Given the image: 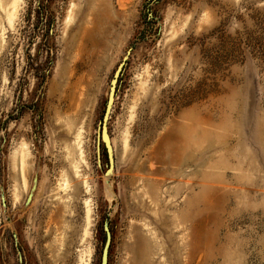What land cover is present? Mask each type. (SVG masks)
I'll use <instances>...</instances> for the list:
<instances>
[{"label":"rangeland","instance_id":"1","mask_svg":"<svg viewBox=\"0 0 264 264\" xmlns=\"http://www.w3.org/2000/svg\"><path fill=\"white\" fill-rule=\"evenodd\" d=\"M105 225V264H264V0H0V264Z\"/></svg>","mask_w":264,"mask_h":264},{"label":"water","instance_id":"2","mask_svg":"<svg viewBox=\"0 0 264 264\" xmlns=\"http://www.w3.org/2000/svg\"><path fill=\"white\" fill-rule=\"evenodd\" d=\"M132 47H130L126 53L123 56L122 61L120 62V64L117 66L113 77L110 81V88L106 97V101H105V105H104V110H103V115H102V119L99 122V126H98V140L102 142L104 149L106 151V156H107V165H106V169L104 172L105 176H108L112 170H113V155L111 152V148H110V140H109V136L107 133V129H106V120L108 118V114L110 112L113 100H114V96H115V91H116V79L117 76L122 68V65L124 64L125 60L128 57V54L130 53ZM31 193H29V195L27 196V199L30 197ZM4 203V202H3ZM105 232H106V240L104 243V247L102 249V253L104 255V264L106 262V256H107V250H108V245H109V232H108V228L105 225L104 226ZM102 264V263H101Z\"/></svg>","mask_w":264,"mask_h":264},{"label":"bare ground","instance_id":"3","mask_svg":"<svg viewBox=\"0 0 264 264\" xmlns=\"http://www.w3.org/2000/svg\"><path fill=\"white\" fill-rule=\"evenodd\" d=\"M86 36H87V32L84 29H82L81 32H80V41L78 42V45H81L84 42V38ZM79 84H80V79L76 83H74V85L71 87V89H73V90H72V93H71L72 99H70L69 106L72 107V108L74 106H77V103H76V100H75V95H76V92H77V87H79ZM111 85L109 84V88H110ZM65 88H64L65 92H67L69 87H65ZM108 91H109V89H108ZM110 148H111V144H110ZM111 152H112V149H111ZM101 263L104 264V255H103V253H101Z\"/></svg>","mask_w":264,"mask_h":264}]
</instances>
